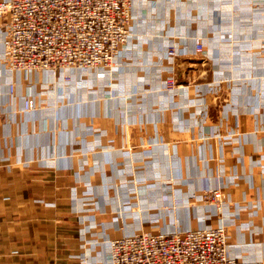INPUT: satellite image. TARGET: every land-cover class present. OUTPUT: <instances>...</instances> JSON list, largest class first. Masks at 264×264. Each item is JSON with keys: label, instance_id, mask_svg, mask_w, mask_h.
I'll list each match as a JSON object with an SVG mask.
<instances>
[{"label": "crops", "instance_id": "obj_1", "mask_svg": "<svg viewBox=\"0 0 264 264\" xmlns=\"http://www.w3.org/2000/svg\"><path fill=\"white\" fill-rule=\"evenodd\" d=\"M252 2L137 0L113 67L70 81L10 73L0 23V264H109L111 240L210 225L227 228L229 257L264 262V16ZM212 189L231 203L222 219L203 200Z\"/></svg>", "mask_w": 264, "mask_h": 264}, {"label": "built area", "instance_id": "obj_2", "mask_svg": "<svg viewBox=\"0 0 264 264\" xmlns=\"http://www.w3.org/2000/svg\"><path fill=\"white\" fill-rule=\"evenodd\" d=\"M137 0H4L0 2V23L4 35L3 61L10 73L46 72L50 77L67 71L96 72L104 77L115 58L128 44ZM263 10L264 0H252ZM264 62V17L260 37ZM195 54H204L201 39H196ZM174 61L178 48L167 47ZM167 80V89L177 87L175 70ZM15 90L11 83L10 93ZM35 100L27 98L25 111L35 109ZM209 212L222 219L230 205L220 189L204 194ZM109 264H264L228 255V230L225 226H206L175 233H142L109 241Z\"/></svg>", "mask_w": 264, "mask_h": 264}]
</instances>
